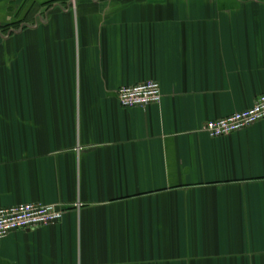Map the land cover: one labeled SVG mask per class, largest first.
Instances as JSON below:
<instances>
[{
	"label": "crops",
	"instance_id": "1",
	"mask_svg": "<svg viewBox=\"0 0 264 264\" xmlns=\"http://www.w3.org/2000/svg\"><path fill=\"white\" fill-rule=\"evenodd\" d=\"M261 94L264 0H0V208H68L0 264H264Z\"/></svg>",
	"mask_w": 264,
	"mask_h": 264
},
{
	"label": "built area",
	"instance_id": "2",
	"mask_svg": "<svg viewBox=\"0 0 264 264\" xmlns=\"http://www.w3.org/2000/svg\"><path fill=\"white\" fill-rule=\"evenodd\" d=\"M124 108H145L162 101V88L151 80L122 86L116 92ZM264 119V94L248 110L206 122L202 128L211 137H221L243 130ZM68 208L60 204L26 203L0 208V240L18 230H31L60 222Z\"/></svg>",
	"mask_w": 264,
	"mask_h": 264
}]
</instances>
